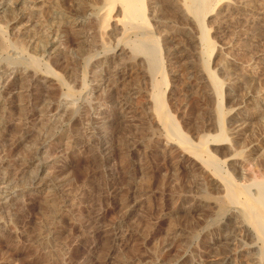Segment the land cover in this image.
I'll return each instance as SVG.
<instances>
[{
	"label": "rangeland",
	"instance_id": "rangeland-1",
	"mask_svg": "<svg viewBox=\"0 0 264 264\" xmlns=\"http://www.w3.org/2000/svg\"><path fill=\"white\" fill-rule=\"evenodd\" d=\"M154 1L162 9L159 16H148V23L154 33L150 34L160 43L159 73L165 83L160 94H164L165 108L189 144L203 152L198 154L204 159L213 156L219 171L231 175L235 195L240 193L236 196L243 201L246 194L254 195L256 186L264 185V21L250 20L262 1L243 17L217 21L214 16L220 0H206L200 9L203 11L197 13L198 19L202 18L201 28L195 13L186 19L173 2ZM75 3L32 0L28 6H35V10L30 6L0 15V28L12 41L11 48L0 52V64L17 63L14 65L32 72L23 81L15 80L10 90H16L18 96L7 112L0 111V192L5 188L10 191L8 198L0 193V264H215L224 253L220 247L224 236L235 225L236 207L224 199L210 181L209 170L189 151L183 153L167 143L171 136L176 138L164 129L156 114L153 116L151 105L138 112H119L117 103L123 95L110 79L104 83L93 76L97 57L91 58L89 48L78 51L73 32L57 16L75 17L77 10L88 12V6H99V0ZM34 14L40 15L36 22ZM166 19L171 21V29L157 27L156 22ZM162 35L172 43L165 45ZM56 37L62 40L63 50L49 66L61 72L59 64L68 62V88L42 84L44 68L35 67L31 61L43 56ZM89 41L94 43L97 38ZM112 42L107 48H112L107 52L111 56L116 44ZM179 54L185 60L181 61ZM118 58L112 65L127 61L124 56ZM185 62L188 75L179 71ZM13 78L14 74L10 80ZM82 79L88 83V92L81 87ZM133 81L126 85L138 84ZM48 104L50 110L42 117ZM83 110L106 113L108 120L100 127L101 133L93 136L91 132L99 126L81 121L86 114ZM240 123L244 126L237 135L234 129ZM63 136L70 144L59 142ZM42 176L50 182L46 193L32 184ZM177 229L182 238L174 240ZM249 240L254 241L250 238L231 246V264L249 262L243 251L250 247Z\"/></svg>",
	"mask_w": 264,
	"mask_h": 264
},
{
	"label": "bare ground",
	"instance_id": "bare-ground-1",
	"mask_svg": "<svg viewBox=\"0 0 264 264\" xmlns=\"http://www.w3.org/2000/svg\"><path fill=\"white\" fill-rule=\"evenodd\" d=\"M0 1H3V3L5 1L8 3V6H6V7H5V4H7V3L1 4L0 15H1V13H4V12L9 13V14H14L16 12L21 11V9H23V8H27V7L30 8L31 5L30 6H28V5L32 3V0H0ZM169 1L173 2V5L171 3L170 4L177 9L180 16H182L183 18H186V19H190V17H192V14H194V13L197 17V13L199 12L201 7H203V5L206 2V0H169ZM257 1L259 2V0H220L221 3L219 5V9L217 11L216 17L214 16V18L217 21H219L222 17H226V18L227 17L232 18V16L243 17V16H245L244 13L246 11H248L250 13L253 12V8L255 7V3ZM261 1H262V3L260 4L261 6L259 5L260 8L258 7L257 11L255 12L256 18L250 16L252 18V19H250V20H252V23H255V22L259 23L261 20L264 21L263 20L264 19V11H263L264 10V0H260V2ZM75 2H76L75 5H77V3L79 5L80 0H75ZM98 5L99 6H96V5L95 6H88L86 8V9H88V12L87 11H81L80 12L79 10H77L76 14L78 16L76 15L75 17H73V16L72 17H65L61 13L57 14L58 19H60L62 21L61 23L64 26H67L73 32L74 38L77 41L76 44L78 47L77 48L78 51L84 52L85 48L86 49L89 48V49H92L91 51L93 53V54H91L92 57L91 56L90 57L91 58L97 57L96 64H94L95 69L93 70V76L98 77V79H100V81H102L104 83L105 82L109 83V79H110V82L111 83L113 82V88H115L116 91L119 90L120 94L123 95V98H121L122 96L121 97L119 96L121 100L117 103L119 112H122L125 114L133 112V111L138 112V111H142L145 105H148V106L151 105V107L154 110L153 116H154V114H156L158 119L161 120V122L163 123L164 129H166L169 133L173 134V137L176 138L175 140H173L172 136H171V138H168L170 141L169 140L167 141V139H165L164 141H167V143L170 145L176 146L179 150L182 149V152H183V150L189 151L191 153L190 156H192V155L195 156V157L192 156V158H196V160H198L204 168L209 170L211 180L209 179V177H207V179H209L211 182L213 181V184L218 187V189L221 191L222 194H224V199L236 207L235 213L237 216H236V219L234 218L235 219V223H234L235 225L233 226V228H230L233 230H231L229 233H227L224 236V239L221 242V246H220L223 248L222 250H224V253H223L224 256L222 255V257L220 259L215 261V264H231V257L230 256L233 255V252H234L231 249L232 248L231 246L238 245L239 243L241 245L242 241L248 240L250 238H252V240L254 239V241L250 242V240H249L250 247L248 249L244 248L245 250H243L246 253L244 255H246V256L248 255L247 257H250L249 262L247 264H264V185L259 186L260 185L259 184L258 186H256V187H258L256 192L254 191L255 192L254 193L252 191L254 193V195L249 196L248 194H246V197L244 198L245 200L239 201L238 200L239 197L236 195H239L240 193L239 194L237 193L235 195V188L233 187V184H232L233 178L231 177V175H228V174L225 175V173L223 175L221 173V171L223 169L221 171H219L220 168L219 169L217 168L218 163L213 156L208 155L207 158L204 159L201 155H199V154L203 153L201 151V149L198 146H193V145L189 144V142H190V141L188 142L189 139H187L186 136H184V133L182 132L183 130H181V128L176 124L177 122H175V119H173V117L171 115H169L170 113L167 112V110L165 108V102L163 101V97H162L164 94H160L161 85L163 87H165L163 85V84H165L164 79L162 76H160V73H159V72H162L161 71V68H162L161 67V58H160V54H159V50H160L159 47L160 46L158 45L159 41L158 40L156 41L154 39L155 35L152 36L154 33L149 31V28H150L149 25L150 24L148 23V18H149L148 16L151 17L152 15H158V13H160V11L162 9L161 4L160 3L158 4V2L156 4L155 1L152 3L151 0H99ZM34 8H35V6H31L32 10H35ZM200 11H203V9ZM200 14H199V16H201ZM38 16H40V15H38ZM38 16H37V14H34L32 16V18H34L33 21L36 22L37 19L39 18ZM171 16H172V14H171ZM153 17H155V19H156V16H153ZM198 18L199 17H197L198 25H197L196 21H195V23L197 26H200V28H201L202 27V20H201L202 18L201 19H198ZM231 18H229V19L227 18V19L229 21L233 20ZM151 19H149V20H151ZM83 20H86V22L83 23L82 22ZM162 20L161 21L159 20L158 22H156L157 27L158 26H162V27L163 26H169L171 23L170 20L169 21L167 19H166V21H162ZM246 21H248V20H246ZM263 25H264V22H263ZM183 26H184V23H183ZM220 26L221 25H219V27ZM188 27H190V26H188ZM169 28H170V26H169ZM203 29H201V30H203ZM189 30H191V29H189ZM185 31H187V30L185 29ZM203 32H204V30H203ZM150 33H153V34L151 35ZM194 34H196V33H194ZM10 36H11L10 34L8 35L7 32H3L0 28V49H1L0 52H3L2 49H8V47L10 46V42H12L10 40ZM92 37L97 38V41H95L94 43H91L90 42L91 40L89 41V39H91ZM162 38L165 40L164 41L165 45H168L172 41V40L170 41V39H168V38H165L164 36ZM203 38H202V40H203ZM55 39H56L55 41L48 44L49 46L46 45L48 47H46L47 50L44 51L43 56H40V58L34 57L33 59H31V61H32L33 65H35V67L44 68L43 70L45 71V75L42 76V78H41L42 84L45 85L47 83H56L59 88H61L63 86L67 87V85L69 84V81H70V78L66 76V74L69 73V71H70L66 65L68 62L66 64H65V62L62 64H59L58 68L61 69V72L53 71L52 68H50L51 66H49V63L51 61L56 63L55 58H57L58 54H60L61 50H63L61 48V42H60L62 40L58 39L57 37ZM156 39H158V38H156ZM172 39H174V38H172ZM112 40L114 41V42H112V44H114L116 42L115 48H117V50H115V48H114V51H113L112 56H111L110 54L108 55L107 52L109 50H111L112 48L109 50H107V48L109 47L108 45L111 44ZM93 41L94 40H92V42ZM30 43H31V41H30ZM10 48H11V46H10ZM21 48L23 49L22 46H21ZM23 50H25V49H23ZM18 53H20L21 55L26 54L23 51H20ZM20 54H18V55L20 56ZM181 54H182V52H181ZM0 55H1V53H0ZM122 56L126 57L125 58L127 60L126 62H123V63L121 62L119 64L112 65V64H114V63H112L113 60H115L118 57H122ZM32 57L29 56V58H32ZM179 57L181 58V61L185 60V59H183L184 58L183 55L180 56V54H179ZM60 61H62V60H60ZM14 64L17 66L19 65L17 63H14ZM14 64L11 63V65H14ZM194 64H196V62ZM11 65H9L7 63L6 64H4V63L0 64V111H2L1 113H5L6 110H8L10 107H12V105H13L12 102L14 100L13 98H15V96H18L17 95L18 93L16 92V90H13V89H12V91L10 90L11 86L14 87V85H16L15 80H16V82L23 81V80L27 79L30 76V74L32 73L26 68L21 69L15 65L12 66L14 68H13L12 72L10 73ZM204 66H206V65H204ZM188 67L186 65V62L184 64L181 63V65L179 66V71L182 74H187V73H189ZM243 67L244 66H242V68ZM60 69H58V70H60ZM205 70H207V69H205ZM10 74L11 75L14 74V78L12 81L10 80V76H11ZM211 75H212V73H211ZM159 77H160V80L158 79ZM35 78H37V77H35ZM211 78H213V83H215L216 81H215L214 77H211ZM134 79H135V81H133V82L138 81V84L136 83L134 85V83H133L132 85H126V82L132 81ZM214 85L217 86L216 83ZM26 86H27V84H26ZM167 86H168V83L166 84V87ZM216 86H215V88H216ZM81 87H82V89L85 90V92H88L89 87H88V83L86 82L85 79H82ZM99 88H100V85L97 86L96 88H94L92 93L97 92ZM101 90H103V89H101ZM163 92H164V90H163ZM7 95H10V99L6 98ZM118 95H119V93H118ZM50 103H52V102H50ZM14 105H17V104L14 103ZM216 105L218 106V104H216ZM49 107H50L49 104H48V106L46 105V108H44V110H43L44 114L42 113V115H41L42 117H44L46 115L47 111L50 110ZM57 109H59L58 106H57ZM62 109H64V108H62ZM68 109H70V108L68 107ZM219 110L217 109V112ZM65 111H67V110H65ZM84 111L85 110H83L82 113ZM84 113H86V112H84ZM219 113H221V112L219 111ZM219 113H218V115H219ZM105 114L106 113H103L102 111H99V112L97 111L96 113H93V114L86 113L80 119H81V121L85 122L86 125H88V126H96V125L99 126V128H95L94 131L91 132L92 135L95 136V135L101 133L102 129H100V127H103L107 124L108 117H106ZM0 115H2V114H0ZM220 116H222V115H220ZM159 120H158V122H159ZM220 121H221V119H220ZM220 121L218 122V124L221 123ZM52 122H53V120H52ZM220 125L221 124H219V128L221 127ZM243 126H244V123L237 124V126L234 129V133L240 132V130H242ZM163 132L166 133L165 130ZM221 133H222V130L219 129V134H221ZM238 134H240V133H237V135ZM88 135H90V134L88 133ZM92 135H90V136H92ZM166 136H168V134ZM65 137L64 136L61 137L60 141L59 140L58 141L60 143H64V144L69 143L68 138H65ZM79 137H80V135H79ZM168 137H170V136H168ZM46 138H48V137H46ZM201 140H202V138H201ZM216 140H214V141H216ZM218 140H220V139H218ZM223 140H224V138H223ZM200 141L198 140L197 144ZM202 143L205 144L203 142V140H202ZM200 145H201V143H200ZM43 150H44V147H43ZM43 150H41V151H43ZM205 151H207V150H205ZM35 152H37L36 149H35ZM39 152H40V149H38V153ZM46 152H47V150H46ZM178 152H180V151H178ZM189 152H187V153L189 154ZM171 154L172 153H170V155ZM163 155H165V154H163ZM167 157H169V156H167ZM170 157H172V155ZM43 169H44V166L41 165L40 171H43ZM193 171H194V169H193ZM174 172H176V171H174ZM196 178H198V177H196ZM49 183L50 182L47 181L46 176H42L39 178H35L33 180L32 184H34L35 189L38 190L40 193H46V190L49 187ZM250 184H252V183H250ZM256 187H255V189H256ZM5 189L6 190H4V192H0V193H2V195L5 196V198H8L10 195V191L7 190V188H5ZM245 191L248 192L247 190H245ZM65 203H67V202L64 201L63 204H65ZM232 211H231V213H232ZM235 213H233V214H235ZM233 214H231V215H233ZM227 224H228V222H227ZM229 226H231L230 223H229ZM173 233L175 234V235H173L175 237L174 240L182 238V235H181L182 232L180 231V229L175 230ZM216 247H218V246H216ZM242 254H243V252H242Z\"/></svg>",
	"mask_w": 264,
	"mask_h": 264
}]
</instances>
